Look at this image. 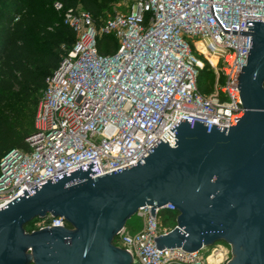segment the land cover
Here are the masks:
<instances>
[{
  "label": "built area",
  "instance_id": "2783aa9c",
  "mask_svg": "<svg viewBox=\"0 0 264 264\" xmlns=\"http://www.w3.org/2000/svg\"><path fill=\"white\" fill-rule=\"evenodd\" d=\"M52 7L75 40L45 78L26 148L11 149L0 159V208L23 187L32 194V186L88 163L95 161L94 178L136 163L159 139L174 147L169 129L180 118L190 120L189 128L193 121L207 123L209 132L210 125L234 126L243 114L237 81L251 38L245 21L264 22V0H131L127 12L98 22L80 8L58 1ZM102 36L116 41L113 52H98ZM206 67L214 81L202 91L197 79ZM149 208L136 212L143 220L138 232L129 234L124 227L113 240L132 263L229 259L216 243L192 252L158 250L154 238L174 227L161 226L158 214L176 210L167 203L155 208L153 217ZM50 226L65 222L47 216L37 229Z\"/></svg>",
  "mask_w": 264,
  "mask_h": 264
},
{
  "label": "water",
  "instance_id": "95a60500",
  "mask_svg": "<svg viewBox=\"0 0 264 264\" xmlns=\"http://www.w3.org/2000/svg\"><path fill=\"white\" fill-rule=\"evenodd\" d=\"M246 64L237 93L243 114L226 127L180 118L136 163L91 178L94 162L23 187L0 208V264H132L113 240L137 210L167 203L175 225L154 238L158 250L192 252L223 241L225 264H264V22L246 19ZM237 118H234V120ZM80 180V181H79ZM72 185H67L76 182ZM60 217L65 226L26 231L30 221Z\"/></svg>",
  "mask_w": 264,
  "mask_h": 264
},
{
  "label": "trees",
  "instance_id": "16d2710c",
  "mask_svg": "<svg viewBox=\"0 0 264 264\" xmlns=\"http://www.w3.org/2000/svg\"><path fill=\"white\" fill-rule=\"evenodd\" d=\"M55 1L64 8L80 6L96 22L114 15L109 0H0V159L11 149L26 148L45 78L74 43L52 7ZM97 47L109 54L117 44L102 36Z\"/></svg>",
  "mask_w": 264,
  "mask_h": 264
},
{
  "label": "rangeland",
  "instance_id": "374dc122",
  "mask_svg": "<svg viewBox=\"0 0 264 264\" xmlns=\"http://www.w3.org/2000/svg\"><path fill=\"white\" fill-rule=\"evenodd\" d=\"M108 1V0H107ZM108 2V7H110L111 11L115 13H125L129 10L131 6V0H109ZM77 8L82 9L80 6H77ZM110 15V12L108 13ZM51 29V28H48ZM201 59V58H200ZM198 86L199 88L204 91L208 88V86L213 83L214 77L212 72L206 67L203 71H201L198 75ZM223 83V80H221L220 85ZM207 91V90H206ZM23 150L24 148H19ZM176 212H171V213H159L158 214V221L161 224V226L166 227L167 229L171 228L175 224V217ZM40 225V220L34 219L27 223L24 227L26 231H32L35 230L38 226ZM143 225V220L141 217H139L136 213L132 215L126 222L125 227L126 231L129 234H134L138 232ZM216 244H219V246L222 248V250L225 252L223 253V257L230 258V253H229V246L223 242V241H218ZM207 248L206 250L203 251V254L205 255L208 252ZM216 262L214 264H225L226 262H223L221 259H215ZM132 264H140L137 259L134 260Z\"/></svg>",
  "mask_w": 264,
  "mask_h": 264
},
{
  "label": "bare ground",
  "instance_id": "6f19581e",
  "mask_svg": "<svg viewBox=\"0 0 264 264\" xmlns=\"http://www.w3.org/2000/svg\"><path fill=\"white\" fill-rule=\"evenodd\" d=\"M210 58V60L212 61V62H214V58L213 57H209ZM212 258H210V260H211ZM213 261H215V260H213Z\"/></svg>",
  "mask_w": 264,
  "mask_h": 264
}]
</instances>
